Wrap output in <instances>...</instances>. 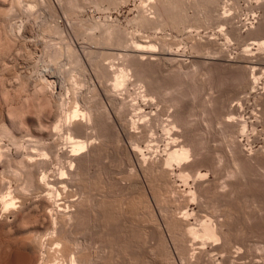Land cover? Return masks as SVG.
I'll return each mask as SVG.
<instances>
[{
  "label": "rangeland",
  "instance_id": "rangeland-1",
  "mask_svg": "<svg viewBox=\"0 0 264 264\" xmlns=\"http://www.w3.org/2000/svg\"><path fill=\"white\" fill-rule=\"evenodd\" d=\"M21 5L10 17V38L17 39L11 61L8 69L0 66V145L12 158L0 163L3 179L15 187L23 180L17 176L22 158L14 138L24 143L25 153L41 159L36 142H43L41 132L72 124L74 100L93 117L87 131L96 147L66 176L70 188L58 185L65 193L55 206L66 210V203L78 200L85 211L78 222L59 219L67 223L62 233L71 242L61 232L58 242L48 236L42 251L48 263L74 256L78 264H264V0H22ZM53 22L59 32L46 27L56 28ZM142 50H152L156 59H141ZM124 66L127 79L115 84V72ZM53 80L57 88H49L51 102L42 100L46 110L40 111L36 91ZM64 130L47 145L56 141L59 150L70 151ZM180 142L200 153L189 165L170 167L171 184L157 167L153 174L141 165L147 159L159 164ZM62 159V165H51V175L67 166ZM205 221L222 230L220 241L186 234V224L201 230Z\"/></svg>",
  "mask_w": 264,
  "mask_h": 264
},
{
  "label": "bare ground",
  "instance_id": "bare-ground-1",
  "mask_svg": "<svg viewBox=\"0 0 264 264\" xmlns=\"http://www.w3.org/2000/svg\"><path fill=\"white\" fill-rule=\"evenodd\" d=\"M10 1V2H9ZM0 0V17L3 19H1L2 21L0 22V66L1 67H5L7 68V64L8 62V56L9 54L12 53V42H13V38H10L13 36L12 34V30H11V27H9V25H12L10 24V20L11 18L10 17H13L11 16L12 12L15 10L14 8L16 7H19V9L21 8V2L22 0ZM25 1V0H24ZM38 2V1H36ZM42 2V1H41ZM33 3V1H32ZM35 3V1H34ZM43 3V2H42ZM29 5V8L30 10L33 9V7L35 8V5L34 4H28ZM31 5V6H30ZM38 6V5H37ZM18 9V8H17ZM16 9V10H17ZM15 12V11H14ZM55 11H53L52 13L54 14ZM17 13V12H16ZM20 13V12H19ZM51 13V14H52ZM56 13V12H55ZM52 14V17L55 18L56 15H53ZM51 17V18H52ZM39 18V17H38ZM68 18V17H67ZM13 19V18H12ZM19 19V18H18ZM69 19V18H68ZM54 20V19H52ZM55 21V20H54ZM55 23V27L54 28L53 26L51 25H48L46 27L50 28V31L52 29V31H55L54 33H56V30L58 31V29L60 28V26L58 27V23L57 22H53ZM34 25V24H33ZM69 26V25H68ZM264 26V25H263ZM54 28V30H53ZM20 29V28H19ZM15 30V29H14ZM26 31V30H25ZM34 32V31H33ZM59 32V31H58ZM14 33V32H13ZM26 33V32H25ZM12 34V36H11ZM31 34H29V32H27V35H26V38H29ZM24 37V36H22ZM22 39V38H21ZM25 39V38H24ZM35 39V38H34ZM43 39V38H42ZM14 40L17 41V39L14 38ZM263 40V39H262ZM41 41V40H40ZM45 41V40H44ZM142 41V40H141ZM21 42V41H20ZM263 42V41H262ZM19 43V42H18ZM33 43V42H32ZM49 43V42H48ZM46 43L45 47H48V46H51L50 44ZM143 43V42H141ZM147 43V42H146ZM145 43V44H146ZM48 44V46H47ZM143 44V45H145ZM262 44V43H261ZM18 45V44H17ZM140 45V44H139ZM148 45V44H147ZM151 45V44H150ZM257 45V44H256ZM40 46V45H39ZM142 46V45H141ZM260 46V45H259ZM263 46H264V43H263ZM20 47V46H19ZM38 47V46H37ZM55 47V46H54ZM134 47V46H133ZM261 47V46H260ZM18 48V47H16ZM21 48V47H20ZM150 48V47H149ZM264 48V47H263ZM15 49V48H14ZM19 49V48H18ZM24 49V48H23ZM29 49V48H28ZM44 49V48H43ZM51 49H54L55 48H51ZM141 49V48H140ZM144 49V48H143ZM262 49V48H260ZM39 50V49H38ZM46 50V49H45ZM57 50V49H56ZM134 52H137V48L135 50V48L133 49ZM150 50V49H149ZM14 51V50H13ZM17 51V49H16ZM20 51V50H19ZM22 51V49H21ZM26 51V50H25ZM49 51H50V48H49ZM52 51V50H51ZM148 51V50H147ZM146 50H142L140 51V53L143 55H140L142 56L141 59H146V61H153V59L155 60L156 56L157 55H154L151 50L147 52ZM11 52V53H10ZM53 53L56 51H52ZM133 52V51H132ZM16 53V52H15ZM19 53V52H18ZM53 53L50 52V54L52 55ZM138 53V52H137ZM36 54V53H35ZM42 54V53H41ZM136 54V53H135ZM46 54L44 53V56ZM57 55V53H56ZM133 55V54H132ZM144 55L145 56H148V57H145L144 58ZM30 56V55H29ZM54 56V55H52ZM139 55H137V57L135 56V58H138L140 57ZM14 57V56H13ZM43 57V56H42ZM22 58V57H21ZM12 59V58H11ZM16 59V58H15ZM32 59V58H30ZM158 59V58H157ZM161 59V58H160ZM136 60V59H135ZM134 60V61H135ZM23 61H24V57H23ZM133 61V62H134ZM138 61H141V60H138ZM146 61H142L143 63L146 62ZM40 62H41V59H40ZM155 62V61H154ZM42 63V62H41ZM138 63V62H137ZM140 63V62H139ZM138 63V64H139ZM147 63V62H146ZM17 64V63H16ZM136 64V62H135ZM142 64V63H141ZM40 66V64H39ZM23 67V66H22ZM126 66H124L122 69L120 68L119 69V72H115V75L116 73H118V75L115 76V84H120L121 82H125L126 79H127V76H128V70L126 71L125 69ZM107 68V67H106ZM128 68V67H126ZM8 69V68H7ZM40 69V68H39ZM4 70V69H3ZM118 70V69H117ZM108 73V72H107ZM111 73V72H110ZM130 73V72H129ZM258 75V74H257ZM112 76V75H111ZM130 76V75H129ZM258 77V76H257ZM248 79V78H247ZM259 79V78H258ZM254 80H256V78L254 77ZM29 81V80H28ZM50 81V80H49ZM128 81V80H127ZM19 82V80H18ZM11 83V82H10ZM57 83L55 80L51 81V82H47V84L45 83V86L42 88H37L36 90V94L38 96V99L36 100V104L37 106L39 107V110L40 111H45L46 110V106L45 105V101L43 102L42 100L50 97L51 94H49L50 90L49 88L55 90V88H57ZM127 83V82H126ZM124 83V84H126ZM248 83V82H247ZM13 84V83H12ZM22 84V83H21ZM123 84V85H124ZM249 84V83H248ZM37 85V84H36ZM40 86V84L38 85ZM50 86V87H49ZM52 86V87H51ZM244 86V85H243ZM37 87V86H36ZM35 87V88H36ZM114 88V87H113ZM52 91V90H51ZM8 94V93H7ZM48 96V97H47ZM52 96V95H51ZM149 96V95H148ZM49 99L51 98H48V102H51V100L49 101ZM46 101V102H47ZM75 103H74V106L73 108L71 109L72 112L71 113V121L70 123L72 122V124H70L68 126V123H67V126L68 127H62V124L61 126L59 125H54L53 129H49L50 126H47V130L48 132H41L43 133L42 134V139L40 137H38L39 139H41L43 142L40 143L41 141H36L38 142L37 145L39 144V147L42 146L41 148H37V146L35 147L34 145V148H37L40 150V152H38V154L42 157L41 159H33L35 158L34 157V153H32L31 151V154H30V151L29 153H25V145L24 143L21 142V140L17 139V138H14L13 142H14V145L16 146L17 150L19 151L20 153V157L22 158L20 160V162L18 161V166H19V173H17V176L20 177V180L21 178L23 180L22 183L20 181V184H18L17 187L13 186L12 185V181L9 182L8 179H3L4 175L3 173L1 174V181H0V264H49L44 256V254L42 253L43 251V248L45 246V240L47 239L48 236L52 235L53 237L51 238L52 241H55L54 239H56L55 237L58 236V234H60V232L62 233L63 232V228L62 226L66 225L65 223H61V225L59 224L60 223V220L59 219H68L69 221L71 220V222L73 221H79V219L81 220L80 217L83 216V209L85 208H82V201L78 204H76V202L78 200H70L67 198V201L68 202L69 200V205H67L68 203H66V206L67 208L63 205V207L66 208V210H56L55 211V206L58 207V203L60 202H57L58 199L61 197V195L64 196V194H62V188H60V186L62 184L65 185V183H68L69 180H67L66 176L69 174H73V173H76L77 172V164L79 163H76L77 161L79 160H82V159H85L88 157L89 153L92 152L93 150L92 149H95L93 145V142H91L90 140V143H89V139H91V135H88V131L87 129L89 130L90 125L92 123V116H86V113L82 111V109L80 108L79 106V103H78V100H74ZM47 102V103H48ZM56 103V102H55ZM59 103H57V106H58ZM49 105V104H48ZM47 105V106H48ZM53 105V104H52ZM25 106V105H24ZM56 106V107H57ZM60 106V105H59ZM58 106V107H59ZM42 107V108H41ZM55 107V108H56ZM43 110H41V109ZM45 108V110H44ZM51 106H50V110H51ZM61 108V107H60ZM94 109V108H93ZM136 109V108H135ZM24 110V109H23ZM49 110V107L48 109ZM92 110V109H91ZM90 110V111H91ZM53 111V110H52ZM63 111V110H62ZM25 112V111H24ZM48 112V111H47ZM60 112V110H59ZM21 114V113H20ZM38 114V113H37ZM44 113L40 112V115H43ZM46 114V113H45ZM53 114V113H51ZM22 115V114H21ZM39 115V116H40ZM24 116V115H23ZM38 116V117H39ZM60 116V115H59ZM58 116V117H59ZM138 116V114H137ZM64 117V116H63ZM89 117V118H88ZM37 118V117H36ZM41 118V117H40ZM23 119V118H22ZM42 119V118H41ZM56 119V118H55ZM60 119V117H59ZM66 119V118H65ZM68 119V118H67ZM19 120V118L17 119ZM48 120V119H47ZM16 121V120H15ZM20 121V120H19ZM42 121V120H41ZM40 119H39V122H41ZM58 121V120H57ZM68 121V120H66ZM97 121V120H96ZM11 122V121H10ZM38 122V127L43 128L45 129L44 127H41L43 126V121L42 123H39ZM95 122V121H94ZM16 124V122H14ZM12 124V123H11ZM20 124V123H19ZM17 124V125H19ZM66 124V122H65ZM64 124V125H65ZM145 124V123H144ZM16 125V126H17ZM45 125V124H44ZM127 125V124H126ZM14 126V125H13ZM93 126V125H92ZM145 126V125H144ZM147 126V125H146ZM151 126V125H150ZM46 127V125H45ZM49 127V128H48ZM95 127V126H94ZM135 127V126H134ZM65 128V130H64ZM92 129V128H91ZM145 129V128H144ZM21 130V129H20ZM51 130V131H50ZM65 131V136H66V133L68 135V141H70L72 144H70V146L72 145V147H70V151H63V150H59L57 148V146L55 144H58L56 141L52 142V144L50 143V145H47V142L46 140L49 139V138H54L55 136H59L61 135V132L62 131ZM39 131V130H38ZM41 131V130H40ZM39 131V132H40ZM43 131V130H42ZM50 131V132H49ZM144 131V130H143ZM146 131V130H145ZM144 131V134L146 133ZM21 132V131H20ZM5 133V132H4ZM2 134V133H1ZM38 134V133H37ZM78 134H81L82 137H79ZM177 134V133H176ZM6 135V134H5ZM88 137H83V136H87ZM147 135V134H146ZM145 135V136H146ZM173 135V134H172ZM3 136V134H2ZM0 136V141L3 139H1ZM64 136V134H63ZM62 136V137H63ZM64 136V137H65ZM142 136V135H141ZM144 136V135H143ZM144 136V137H145ZM177 136V135H176ZM55 137V139H56ZM147 137V136H146ZM145 137V138H146ZM61 138V137H60ZM67 138V137H66ZM85 138V139H83ZM87 138V139H86ZM178 138V137H177ZM13 139V138H11ZM37 139V138H36ZM54 139V140H55ZM58 139V138H57ZM56 139V140H57ZM142 139V138H141ZM38 140V139H37ZM33 141V140H32ZM31 141V142H32ZM145 141V139H144ZM175 141V140H174ZM34 142V143H36ZM46 142V143H45ZM192 141H189L188 143H190ZM33 143V144H34ZM69 143V142H68ZM143 143V141H142ZM173 143V142H172ZM175 143V142H174ZM178 144V143H177ZM60 145V144H59ZM142 144H139L137 146V149L140 150L142 149L141 146ZM171 145V144H170ZM196 145V144H195ZM4 146V145H3ZM29 146H31L29 144ZM196 146L192 145V144H180L179 145H176L172 147H170V149L167 151V155L165 157V159L163 158L162 161L158 164L156 162H151L150 160L148 162H146L145 160H140L141 161V165H143V167L145 169H150L152 171L153 168L157 167V171H160L161 170V173H163L165 175V177L167 176V178L165 179V182L167 185L171 184L169 183V179H168V170H170V167L172 165H182V164H188L189 163V159L190 157H193L195 156L197 158V156L199 155L200 150H197L195 148ZM6 148V147H5ZM4 148V149H5ZM14 148V147H13ZM31 148V147H30ZM72 148V150H71ZM27 149V148H26ZM87 149V150H85ZM6 150V149H5ZM7 151V150H6ZM3 150L2 146L0 145V163H5V161H3V159L5 160V158L7 159V156L9 157V155H7V152ZM27 152V151H26ZM70 152V154L68 153ZM134 154L136 156L140 155L138 153V151L134 150ZM92 154V153H90ZM33 155V156H32ZM203 155V154H202ZM11 156V155H10ZM5 157V158H4ZM90 157V156H89ZM88 157V158H89ZM10 158V157H9ZM62 158H65L68 162H67V166L66 163L64 166L60 167L61 169H59V173L58 174H55L54 172V175L50 174L49 173V169H51V165H54L56 167H58V165H62V161L60 162V160ZM153 158V157H152ZM12 159V158H10ZM9 159V160H10ZM139 159V157H138ZM141 159V158H140ZM155 159V158H154ZM8 160V161H9ZM63 160V159H62ZM65 160V161H66ZM159 160V159H158ZM7 161V162H8ZM195 161V160H194ZM64 162V161H63ZM85 162V161H83ZM87 162V161H86ZM89 162V161H88ZM3 163V164H4ZM62 163V164H61ZM81 163V161H80ZM155 163H156V166H155ZM10 164V163H9ZM84 165V164H83ZM140 165V164H139ZM158 165V166H157ZM189 165V164H188ZM190 165H193L190 164ZM263 165V164H262ZM183 166V165H182ZM55 167V169H56ZM140 167V166H139ZM184 167V166H183ZM182 167V168H183ZM186 167V166H185ZM192 167V166H191ZM181 168V167H180ZM181 168V169H182ZM66 169V170H65ZM76 169V170H75ZM53 170V169H52ZM51 170V171H52ZM148 170V171H150ZM50 171V172H51ZM54 171V170H53ZM56 172H58V169L55 170ZM74 171V172H73ZM150 171V172H151ZM154 171V170H153ZM152 171V172H153ZM155 171H156V168H155ZM184 171V170H183ZM16 172V171H15ZM149 172V173H150ZM160 173V174H161ZM184 173V172H182ZM79 174V173H78ZM154 174V172H153ZM185 174V173H184ZM182 174L181 175V178L183 177L184 179H186L188 177V175H184ZM57 175V176H56ZM74 175V174H73ZM72 175V176H73ZM162 175V174H161ZM52 176V177H51ZM71 176V177H72ZM16 177V176H15ZM14 177V178H15ZM18 177H17V180H18ZM51 177V178H50ZM161 177V176H160ZM159 177V178H160ZM203 177V176H202ZM6 178V177H5ZM51 180H50V179ZM53 178V179H52ZM70 178V177H69ZM163 178V177H161ZM160 178V179H161ZM201 178V177H200ZM168 179V180H167ZM8 180V182L6 181ZM75 180V178H74ZM80 180V179H79ZM164 180V178H163ZM16 181V178L15 180ZM77 181V180H76ZM75 181V182H76ZM169 181V182H168ZM187 181V180H186ZM18 182V181H16ZM71 182V180H70ZM163 183V182H162ZM163 183V184H164ZM17 184V183H16ZM59 184H61L60 186H58ZM71 184V188H72V185L74 184L73 181ZM75 185V184H74ZM166 185V186H167ZM188 185V184H187ZM63 186V185H62ZM68 186H69V183H68ZM163 186V185H162ZM15 187V188H14ZM132 187V186H131ZM169 187V186H168ZM70 188V186L68 187ZM167 188V187H166ZM165 188V189H166ZM170 188V187H169ZM65 189H67L65 187ZM73 189V188H72ZM172 189V188H171ZM32 192V195H30L29 193ZM66 191V190H65ZM72 192V190H69ZM165 191V190H164ZM167 191V190H166ZM170 191V190H169ZM74 192V191H73ZM78 192V191H77ZM194 192V191H193ZM63 193H65L63 191ZM70 194V192H67ZM66 193V195H67ZM161 193V192H160ZM168 193V192H166ZM171 193V192H170ZM34 194V195H33ZM69 194L67 196H69ZM72 194V193H71ZM70 194V195H71ZM73 195V194H72ZM78 195V194H77ZM62 196V197H63ZM192 196H195L192 194ZM66 197V196H65ZM75 197V196H74ZM71 198V199H75V198ZM83 198V197H82ZM63 199V198H62ZM81 200V198H80ZM61 201V200H60ZM64 201V199H63ZM76 201V202H75ZM85 201V200H84ZM103 202V201H102ZM78 203V202H77ZM84 203V202H83ZM85 206V205H84ZM61 207V206H60ZM87 207V206H86ZM59 208V207H58ZM64 208V209H65ZM57 209V208H56ZM10 217H13V220H9ZM184 219V218H183ZM183 219H179L178 218V222L179 221H182L183 224L186 223V221L184 222ZM61 221H65V220H61ZM175 221V219H174ZM69 222V224L71 223ZM181 222V223H182ZM180 223V224H181ZM177 224V222H176ZM182 225V224H181ZM180 225V226H181ZM187 226H190L188 224H186ZM61 226V227H60ZM187 226H186V234L189 235L190 237L192 238H195V237H200L202 238L203 240H206V241H209V242H216V241H220L221 238H223V236L221 237V234L222 230L219 231L221 233H219L217 230H219L217 227H215L214 224H212V222H209V221H205V223L202 224V228L201 230H197V229H194V228H191V227H188L187 229ZM62 228V229H61ZM64 235L63 238H66L64 240H66L65 242L66 243H70L71 241H68L67 239H70L67 234V232L65 231V233H62ZM99 234V233H98ZM61 235V236H63ZM60 237V236H59ZM58 237V238H59ZM60 237V239H63ZM101 239V238H100ZM60 240H56L55 242H58ZM91 241V240H90ZM95 241V240H94ZM97 241V240H96ZM29 242H32L31 244ZM93 243V241L91 242V244ZM94 244V243H93ZM67 249H70V246H67ZM188 251V250H186ZM189 252V251H188ZM94 251L92 252V258L94 257ZM96 261V259H93ZM92 259H91V262H94ZM60 262H56L54 264H59ZM95 263V262H94ZM214 263V262H213ZM63 264H78L77 261H76V258L74 256H72L69 260V262H63ZM93 264V263H91ZM212 264V263H211ZM216 264V263H215Z\"/></svg>",
  "mask_w": 264,
  "mask_h": 264
}]
</instances>
